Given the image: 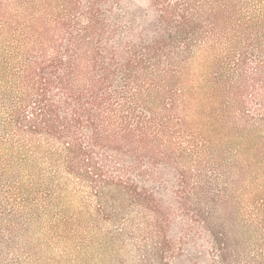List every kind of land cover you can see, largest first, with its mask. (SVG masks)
Wrapping results in <instances>:
<instances>
[{
  "label": "rangeland",
  "instance_id": "1",
  "mask_svg": "<svg viewBox=\"0 0 264 264\" xmlns=\"http://www.w3.org/2000/svg\"><path fill=\"white\" fill-rule=\"evenodd\" d=\"M26 1L0 0V25L17 24L12 36L26 25ZM127 1L158 28L151 0ZM193 2L215 4L217 18L204 23L184 80L192 100L168 136L153 130L161 145L155 164L145 159L149 175H130L152 192L155 213L68 174L50 158L64 143L8 129L23 96L21 54L17 78H0V264H222L216 242L231 264H264V0ZM2 34L1 57L10 58L17 49Z\"/></svg>",
  "mask_w": 264,
  "mask_h": 264
},
{
  "label": "trees",
  "instance_id": "2",
  "mask_svg": "<svg viewBox=\"0 0 264 264\" xmlns=\"http://www.w3.org/2000/svg\"><path fill=\"white\" fill-rule=\"evenodd\" d=\"M38 1H26L20 34L11 35L13 20L0 25L2 38L17 49L10 58L0 54V78H17L11 68L22 55L23 96L5 126L64 143L50 158L68 174L99 185L98 196L129 195L155 213L152 192L130 175L144 178L145 159L156 163L161 142L153 130L168 136L173 115L187 112L192 93L184 80L204 40V23L216 25V5L183 0V9L181 0H151L159 12L156 28L142 24L138 7L127 0H42L40 18ZM215 249L222 264H231L229 248L216 242Z\"/></svg>",
  "mask_w": 264,
  "mask_h": 264
}]
</instances>
